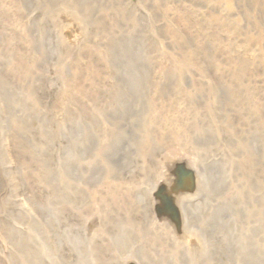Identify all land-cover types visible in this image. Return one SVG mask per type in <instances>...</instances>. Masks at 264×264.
<instances>
[{
  "label": "rangeland",
  "instance_id": "374dc122",
  "mask_svg": "<svg viewBox=\"0 0 264 264\" xmlns=\"http://www.w3.org/2000/svg\"><path fill=\"white\" fill-rule=\"evenodd\" d=\"M115 1L0 0L1 64L18 55L33 65L14 95L24 99V120L4 117L11 90L0 75V264H65L53 254L46 218L63 211L71 218L88 204L80 252L87 250L89 264H264V0H122L139 19L127 30L132 62L114 39L124 29ZM183 19L194 28L184 29ZM73 36L79 48L71 55L62 42ZM235 57L228 69L222 64ZM242 65L256 75L239 84ZM46 67L50 91L41 78ZM167 104L187 124L193 155L175 149L161 116ZM12 140L45 172L37 193L47 197L40 205L46 218L16 178L10 196L2 160L20 173ZM170 158L188 161L202 181L183 202L185 235L155 208L153 190ZM69 159L75 164L59 174ZM103 198L105 205L96 202ZM188 200L199 201L189 211L193 227ZM69 258L84 264L78 254Z\"/></svg>",
  "mask_w": 264,
  "mask_h": 264
},
{
  "label": "bare ground",
  "instance_id": "6f19581e",
  "mask_svg": "<svg viewBox=\"0 0 264 264\" xmlns=\"http://www.w3.org/2000/svg\"><path fill=\"white\" fill-rule=\"evenodd\" d=\"M115 3H119L118 5H114L116 8L119 6L122 7V5H123L122 0H117V2L115 1ZM122 10L123 11L120 12V15L117 18L116 22L123 24L124 29L122 30L121 33L115 32L114 33V39H115V41H119L120 39L122 40V42H123L122 44L124 45L123 47H125V50H123L125 53L123 52L124 55H122V56H123L124 61L127 62V60L129 59L128 57H125V54L126 55L129 54V53H127V50H129V48H128L129 42L127 39V37H128L127 36L128 35L127 30H129V28H130L129 25L131 23H133V25L136 26L139 22V19L134 14V11H131L129 13L123 7H122ZM213 13H215V11ZM3 16L4 15L2 14V11H0V18L2 19ZM65 18H67V17H65ZM69 21L71 23H74V20L71 17H69ZM180 23L184 27V29H186V30H191L195 26V22L193 20L190 21L187 19H183V21H180ZM105 31L106 30L104 29L103 32H105ZM103 34H105V33H103ZM193 37L197 42V45H198L197 47L201 48L202 45H204L202 39H200L199 36H193ZM78 44H79L78 36H73L72 38H70L68 40H64L62 42V46H63L62 49L65 50V52L72 55L79 48V46H77ZM4 47H5L4 44H1L0 45V51H2V48H4ZM130 52H131V55L133 56V58H135L134 56L136 53V49L130 48ZM9 53H10V47H9V50L6 53V55ZM217 55L225 56L223 51H218ZM61 58H62V56L60 57V59ZM10 59H11L10 60L11 62H6V63H8V65H6V64L2 65L0 62V65H1L0 66V75L3 76L2 79L6 80V83H4V85H5L4 89L6 87H8L11 90V94L7 95V98H8L7 102L9 101L8 104H10L11 107H10V109L7 108L8 112L4 113V117L7 114H13L14 117H16V118L20 117V118H22V120H24V117H21V116H25V115H22L23 114V107L25 106L24 109L26 108L24 99L18 98V97H16L17 98L16 99L14 95H16L18 90H22L21 84H22V82H24V79H25V81L27 80L26 76L28 75V72L31 71L33 65H31V63L29 61L22 60L20 57H18V55H15V57L12 55V58H10ZM129 60L131 62L133 61V59H129ZM237 60H238L237 57L232 58V59H224L222 64L226 65V68L228 69L229 65L231 63L237 62ZM247 66L248 65H242L236 72V75L240 79L239 84L246 83L245 82L246 79L249 80L250 78H253L256 75V71H251L250 69L247 68ZM129 70H130V68H129ZM42 77H45V82L48 83L47 91H50L51 87H52L51 86L52 82L47 77V67L44 68V70L42 71L41 78ZM127 79H128V83L133 88L132 89L133 92H137L136 84H139L140 81L136 78L134 73L131 72L128 75ZM221 86L225 87V84L223 82H221ZM257 92L260 93V91H257ZM160 109H161V116L167 122V124H168L167 126L169 127L170 132L174 133L173 139L177 142L176 143L177 148H175V149L177 151L181 149V150H183L182 151L183 153H185L187 155H193L194 153L191 152L193 150L189 149V146L191 143L189 140L193 139V137H191V134H189V132H188L187 124L181 119L180 115L177 114L174 116L171 114L173 107H171L169 104L164 105V106H160ZM32 120L33 119L29 117V123L34 124V122ZM22 124H23V122H21V124H19V126L21 127V131L23 130ZM196 137H197V135H196ZM199 137L202 138L201 135ZM163 138H165V137H163ZM9 142H10L9 147L13 151L15 161H16V164H17L19 172H20V173H18L17 171H14L15 173L13 174V172L7 166L8 162L6 163L5 159L2 160V169L4 170V172H6V175H7V182H8V189H9L10 196H12V197L15 196L14 194H12V191H13L12 188H13L14 179L16 178L17 180L21 181L22 185L26 188L27 191H29V193L32 192L31 196L29 193L26 192V196L29 198V203L32 206V209L37 214H41L42 215L41 217H43V216L45 217V215L42 213V210L40 209V205H44L42 200H44V199L47 200V197L44 195L38 196V193H37V191L39 190V184H40V188L42 187L43 179L45 177V172L41 171V167L39 165H37L36 162H34L32 159H30L29 157H26L24 154H23V156L20 155L15 141L12 140V142L11 141H9ZM84 148L89 150L90 145L89 144L85 145ZM82 150H83V147H82ZM4 154H5V149L3 147V156H4ZM74 164L75 163L73 160H70V159L67 160L64 169L63 170L61 169L62 172H60L59 174H61L63 172L68 173L69 168L71 166H73ZM41 175L43 176L42 180H41ZM251 176L253 177L252 174H251ZM48 178L55 180V181L57 179H59L57 175L53 176V174H50V177H48ZM216 182H217V180H216ZM217 187L219 188L220 186H217ZM41 202H42V204H40ZM96 202L101 203L102 205H105V199L104 198L102 200H99V201L97 200ZM113 203H114V206L116 208L119 206L118 201L115 200ZM198 203H199V201H197L196 203H193L192 201L188 200L184 204V208L186 209L185 211H186V215H187V222H189L190 227H193V226L191 223L189 211H191V209H194L198 205ZM92 207H93V205L88 204L87 207L83 211L73 214V216H71V218L74 219L73 221L71 218H69L67 216L68 213H66V211L59 213V216L48 217V219L45 217L46 220L48 221L49 226L52 227V229H51V227H50V229L53 231V233H54L53 235H55L54 240H53V247H54L53 254L56 257L57 262L60 263L62 260H64L66 262L65 264H75V263L70 262V260L72 261V259H74V258H69L70 256L73 257L74 253L76 255L78 254L77 259H81L80 261L82 263L89 264V262H91L90 256L87 255V250H86L85 254H83V252H80L82 250V248H80V247L82 246V241H84V236H83L84 223H85V220H87V218L92 214L91 213ZM18 211L19 212H16V213L19 214L20 216L25 215L24 212H23L24 213L23 214L20 210H18ZM25 217H26L27 221L30 224H32L26 215L23 216V218H25ZM105 222L107 223V225L110 224V221H107V219L105 220ZM82 230H83V232H82ZM67 240L69 242L73 241L74 246H76L75 250H73L74 252H71L72 249H70L68 247ZM47 253H48L47 255L50 257L51 256L50 252L47 251ZM123 254L124 253H121V255H123Z\"/></svg>",
  "mask_w": 264,
  "mask_h": 264
},
{
  "label": "water",
  "instance_id": "95a60500",
  "mask_svg": "<svg viewBox=\"0 0 264 264\" xmlns=\"http://www.w3.org/2000/svg\"><path fill=\"white\" fill-rule=\"evenodd\" d=\"M160 180L153 190L158 217L173 226L178 235L188 234L185 229L183 202L193 198L201 190L199 172L185 159L170 158L165 162V171Z\"/></svg>",
  "mask_w": 264,
  "mask_h": 264
}]
</instances>
